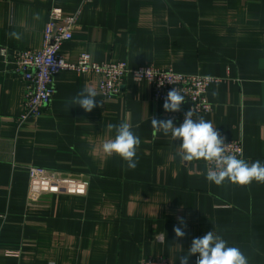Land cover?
Wrapping results in <instances>:
<instances>
[{
  "label": "crops",
  "instance_id": "obj_1",
  "mask_svg": "<svg viewBox=\"0 0 264 264\" xmlns=\"http://www.w3.org/2000/svg\"><path fill=\"white\" fill-rule=\"evenodd\" d=\"M81 2L0 0V264H140L158 255L180 264L209 231L264 264V184L217 186L205 161L182 162L181 141L153 134L151 117L167 118L148 81L129 77L124 94L104 98L97 74L64 70L50 105L19 121L25 81L14 56L42 48L52 7L74 14ZM60 52L219 77L207 92L213 109L200 117L241 139L246 161L264 164V0H91ZM86 86L98 106L69 108ZM124 121L141 141L134 170L101 150L115 136L107 125ZM31 167L44 173L32 177ZM178 217L183 238L173 231Z\"/></svg>",
  "mask_w": 264,
  "mask_h": 264
},
{
  "label": "built area",
  "instance_id": "obj_2",
  "mask_svg": "<svg viewBox=\"0 0 264 264\" xmlns=\"http://www.w3.org/2000/svg\"><path fill=\"white\" fill-rule=\"evenodd\" d=\"M91 0H82L80 7L74 14H66L59 6L50 10L49 19L44 28L43 46L40 50L20 49L14 56V72L22 76L25 81L24 112L19 121L39 116L46 109L56 92V74L69 70L77 74L93 72L98 76V90L102 97L112 98L124 94L125 81L131 77L134 81H148L152 86L154 101L164 103L169 90L176 88L184 97L185 103L181 110L175 113L164 111L166 118H173V123L181 124L185 113L192 108L194 119L213 109L207 98L209 86L221 79L213 75L182 73L171 68H161L154 65L131 67L127 61L99 62L92 59L90 53L82 52L76 61L67 60L60 49L62 45L73 37L78 17L83 5ZM6 57L8 48L2 47ZM225 144L238 158H244V148L241 139H225ZM242 153V157L240 154ZM207 169L209 165L206 163ZM32 177L42 175L44 169L31 167ZM68 264V263H56ZM140 264H172L163 255L146 257Z\"/></svg>",
  "mask_w": 264,
  "mask_h": 264
},
{
  "label": "clouds",
  "instance_id": "obj_3",
  "mask_svg": "<svg viewBox=\"0 0 264 264\" xmlns=\"http://www.w3.org/2000/svg\"><path fill=\"white\" fill-rule=\"evenodd\" d=\"M34 19L39 20L40 14L36 13ZM10 35L16 39L21 38L17 32H12ZM97 96V92L92 87L86 86L71 98L68 107L78 105L84 111L91 112L98 106L95 100ZM184 103L185 97L173 88L168 91L164 99L163 109L168 113L179 112ZM194 115V110L190 108L179 126L174 125L171 117L168 119L151 117L153 134L162 132L164 135L170 134L173 141H181L176 153L181 161H205L209 165L206 179L217 186L225 181L239 186H249L254 181L264 184V164L259 160L250 163L238 158L237 154L230 151L229 144H225L224 138L211 121L203 117L194 119ZM107 128L109 131L114 129L115 136L102 143L103 154L108 157L119 156L125 161L128 169L134 170L138 164L136 153L141 141L132 131V125L124 121L118 125L109 124ZM240 156L242 157V153ZM178 222L173 231L177 238H183L186 235L184 228L187 224L183 217H178ZM193 255L197 256L196 264H249L248 258L240 248L228 246L227 241L214 231L193 238L187 254L180 256V264H188L189 257Z\"/></svg>",
  "mask_w": 264,
  "mask_h": 264
}]
</instances>
